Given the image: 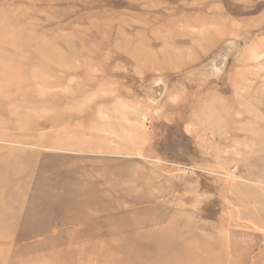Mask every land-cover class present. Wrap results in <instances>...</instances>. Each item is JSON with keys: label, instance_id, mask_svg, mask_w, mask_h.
I'll list each match as a JSON object with an SVG mask.
<instances>
[{"label": "rangeland", "instance_id": "rangeland-1", "mask_svg": "<svg viewBox=\"0 0 264 264\" xmlns=\"http://www.w3.org/2000/svg\"><path fill=\"white\" fill-rule=\"evenodd\" d=\"M2 260L264 264V0H0Z\"/></svg>", "mask_w": 264, "mask_h": 264}, {"label": "water", "instance_id": "water-1", "mask_svg": "<svg viewBox=\"0 0 264 264\" xmlns=\"http://www.w3.org/2000/svg\"><path fill=\"white\" fill-rule=\"evenodd\" d=\"M228 56V50L224 51L220 56L216 59V65L220 67L226 62Z\"/></svg>", "mask_w": 264, "mask_h": 264}, {"label": "bare ground", "instance_id": "bare-ground-1", "mask_svg": "<svg viewBox=\"0 0 264 264\" xmlns=\"http://www.w3.org/2000/svg\"><path fill=\"white\" fill-rule=\"evenodd\" d=\"M93 249H95L94 247H92V249H90V252H93ZM87 252V251H86ZM80 255L83 257L85 255V253H80ZM57 258V257H56ZM1 262V261H0ZM3 262V260H2ZM4 263V262H3ZM1 263V264H3ZM5 264V263H4ZM58 264H61V263H58Z\"/></svg>", "mask_w": 264, "mask_h": 264}]
</instances>
